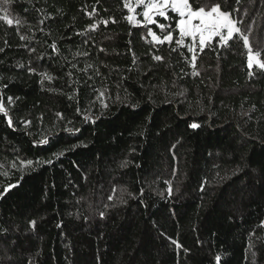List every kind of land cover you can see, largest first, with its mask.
Masks as SVG:
<instances>
[{
  "label": "trees",
  "instance_id": "16d2710c",
  "mask_svg": "<svg viewBox=\"0 0 264 264\" xmlns=\"http://www.w3.org/2000/svg\"><path fill=\"white\" fill-rule=\"evenodd\" d=\"M217 2L264 53V0ZM124 3L0 0V264H264V69Z\"/></svg>",
  "mask_w": 264,
  "mask_h": 264
},
{
  "label": "snow or ice",
  "instance_id": "6c2138e0",
  "mask_svg": "<svg viewBox=\"0 0 264 264\" xmlns=\"http://www.w3.org/2000/svg\"><path fill=\"white\" fill-rule=\"evenodd\" d=\"M139 5H143V23L144 24H155L156 17L164 18L166 20L171 19L169 16V12L175 13L178 16V19H175V29L178 31L179 38L175 39V43L180 47H187L190 52H192V59L195 60V48L198 46L199 49L203 50L206 46L210 45V43L214 40V38H219L220 46H224L230 40L234 38L237 34L241 36L243 43L248 50L247 55V66L249 69L253 68V66H258L261 69H264V59H261L264 53L261 52H253L252 48L249 45V37L244 35L238 27L240 21L232 18L231 11L223 10V6L217 2L211 4V6H194L190 3V0H137ZM239 3V0H237ZM124 7L128 9L130 13L126 19L130 23L140 24L141 21L135 19V16L131 13L134 12L133 7L125 0ZM95 9H93V13H89V15L94 14ZM4 19L11 26L13 21L8 18L7 15L4 16ZM115 22L114 20L112 21ZM17 24L20 23L19 20L16 21ZM102 23L107 24L108 21L104 20ZM97 27L96 24L90 25V29L94 30ZM158 27L163 31L166 27H170L165 25L164 23H160ZM149 34L152 35L153 40L158 41L163 44L165 42L171 43L174 40L173 31L169 30L166 35H163L162 38L153 33L152 29H148ZM191 38L192 45L189 46L185 43V38ZM21 39H24L21 36ZM198 41V43H197ZM53 50H55L56 45H52ZM175 51V49H173ZM3 51V49H0ZM154 60L161 61L163 57L154 56ZM195 65L193 64V67ZM30 71H32L30 69ZM197 74V73H194ZM251 75V72H249ZM42 80L47 79L51 80L52 77L47 74L41 73ZM102 95V94H101ZM9 103H11V98H9ZM107 107V105H104ZM0 112H3L5 116L8 113L5 111L2 104H0ZM59 115V114H58ZM90 119V118H89ZM11 119L9 118V124L11 125ZM26 123H29L26 121ZM192 128L199 127L198 124L193 123L191 125ZM68 131H72V129H68ZM47 138L40 141V143H46ZM62 155V153H60ZM49 163L51 161H48ZM31 161H28V164H31ZM167 183V182H166ZM9 187H12L11 185ZM8 191V188L5 189V192ZM171 186L168 188V194L171 195ZM111 200L112 197L109 196ZM103 216V213H101ZM33 226L35 222H31ZM219 262L220 257L216 258Z\"/></svg>",
  "mask_w": 264,
  "mask_h": 264
},
{
  "label": "rangeland",
  "instance_id": "374dc122",
  "mask_svg": "<svg viewBox=\"0 0 264 264\" xmlns=\"http://www.w3.org/2000/svg\"><path fill=\"white\" fill-rule=\"evenodd\" d=\"M127 2L133 7V9H134V12L133 13H131L132 15H134L135 16V19L136 20H138V21H141V23L140 24H142L143 23V16H142V12H143V5H139L138 3H137V0H127ZM128 10V9H127ZM141 10V20L140 19H138V12ZM130 13L128 12V15H129ZM175 14V13H174ZM177 15V14H176ZM178 17V16H177ZM157 18V17H156ZM155 18V19H156ZM157 23V22H156ZM130 24H132V25H136V24H134V23H130ZM139 24V25H140ZM144 24V23H143ZM138 25V24H137ZM148 25H150V24H148ZM178 32V31H177ZM154 33V32H153ZM150 37L152 38V40H153V37H152V35H150ZM178 38H179V34H178ZM185 39H189V42H187V44L189 45V46H191L192 45V41H191V38H188V37H186ZM153 41H156V40H153ZM197 43H198V41H197ZM196 48H199L198 46L196 47ZM195 48V49H196ZM192 53V52H191ZM255 53V52H254ZM255 66V65H254Z\"/></svg>",
  "mask_w": 264,
  "mask_h": 264
}]
</instances>
